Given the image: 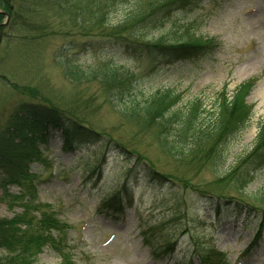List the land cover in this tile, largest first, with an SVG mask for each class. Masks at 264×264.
I'll return each instance as SVG.
<instances>
[{
  "label": "rangeland",
  "instance_id": "1",
  "mask_svg": "<svg viewBox=\"0 0 264 264\" xmlns=\"http://www.w3.org/2000/svg\"><path fill=\"white\" fill-rule=\"evenodd\" d=\"M138 1L143 0H17L9 3L0 0V12L10 15L8 24L0 28V146L4 155L0 157V222L19 211L16 207L8 208L11 201L5 192L8 178L5 159L10 156L5 149L16 145L20 134L15 130L22 123L14 119L15 111H22L26 106L54 108L147 158L158 173L182 181L160 184L145 178L142 172H132L124 183L125 174L132 166H127L129 160L117 155L107 158L102 167L103 175L86 176V169L100 156L101 144L90 145L76 155L60 153L61 137L55 134L56 139L49 142L47 153L53 158H49L52 168L32 165L30 171L38 172L41 179L53 174L51 183L38 186L37 200L50 204L60 214V219L71 226L68 242L75 248L76 264H188V261L198 264L196 244L202 246L206 238L222 246L218 247L227 254L228 264H264V240L259 246L261 255L253 251L254 256L248 254V261L241 255V249L252 241L259 221H244L241 229L242 219L231 214L222 216L223 223L213 228L219 222L205 211V203L194 191L207 189L237 196L239 184L233 180L218 183L223 185L212 182H217L218 176L237 167L247 156L255 155L257 136L264 121V0H229L222 13L210 17L204 16L205 10L175 13L165 28L148 35L149 43L164 38L178 42L189 36L216 37L220 47L197 66L163 68L162 64H153L156 67L152 69L148 65L152 61L151 54L144 47L129 52L118 44H107L112 38L134 40L130 27L117 25L123 22L128 5ZM147 12L148 9L146 22L153 23L150 18L153 15ZM4 22L5 17L0 14V24ZM107 65L132 71L140 80L137 92L145 97L170 89L182 94L178 107L184 109L198 101L203 112L214 110L222 89L226 91L227 101H231L241 84L257 78L247 99L252 106L249 125L228 148L219 149L226 136L224 131L203 140L193 155L175 161L156 146L153 130H139V121L124 120L118 113L121 107L109 102L98 79ZM235 115L236 111L229 118L236 119ZM224 123L226 130L228 122ZM8 128L13 131L8 132ZM218 150L222 161L217 157ZM199 165L203 168L197 170ZM221 187L224 189H218ZM263 188L264 170L257 174L244 194L251 199ZM125 190L132 195L131 208H127L129 217L125 221L101 212L107 194L113 191L122 194ZM9 193L17 195L19 190L10 187ZM121 200L125 204V199ZM159 220H168L164 226L166 231L161 235H173L176 252L171 260L157 263L152 260L150 250L143 247L139 232L141 222L153 224ZM182 231H185L183 236ZM152 237L164 246L158 241L161 238L158 232ZM59 262L49 248H45L37 260V264Z\"/></svg>",
  "mask_w": 264,
  "mask_h": 264
},
{
  "label": "trees",
  "instance_id": "2",
  "mask_svg": "<svg viewBox=\"0 0 264 264\" xmlns=\"http://www.w3.org/2000/svg\"><path fill=\"white\" fill-rule=\"evenodd\" d=\"M1 1L4 3L17 2V0ZM189 1L190 0H143L132 2V5H128V10L124 15L123 22L117 26L130 27V36L134 38V40H138L143 37L142 32L146 31L148 27H154L156 29V27H158L157 25L162 24L171 12L182 8L184 9L185 6L189 5ZM146 9L149 10V12H147L148 15H153L150 17L154 20L153 23L151 21L146 22V19L149 18V16H145ZM10 11L11 9L9 12ZM154 28L153 30H155ZM192 43H186V45L190 46ZM179 46V49L184 53L182 56H187L189 54L194 55L196 53V47H190L185 50L183 45ZM132 74L133 73L124 68L107 65L104 70L100 72L98 79L102 83L104 93L109 102L111 101L113 106L117 104L121 107L118 111L120 117L126 121H139L141 123L139 124V130L141 131L145 128L153 130L157 142L156 146L161 153L175 161L184 160L188 156L193 155L195 150L199 148L202 141L205 139L219 136L224 131H226V136L223 139H229L233 137L238 130L245 127L246 123L245 120H243L242 104L243 98L247 95L246 87L243 88L242 86L239 88L236 92V97L231 101H227L225 98L226 95L220 96L218 102L213 105V111L205 110L203 112L202 110L200 111L202 105L199 106L198 101L191 102L184 109H181L178 107V103L180 102L179 97L170 91L161 90L146 97L143 94H139L136 92V78ZM72 78L74 79L72 80L75 81L77 77ZM53 109H49V111ZM234 111H236L237 114L235 115L236 119L235 117L234 119H230L229 117L231 116L229 115ZM67 114L68 113L64 111L54 109L52 115H55V117L50 120L51 124H57L60 121L63 122L62 119L64 115L68 116ZM206 119H209V122H206ZM15 120L19 123L22 122V124L27 121V119L21 117H17ZM225 121L228 122L226 130ZM8 132H10V128H8ZM39 139H41V137L35 139L34 136L22 140L20 144L14 147L5 149L6 154H8V152L10 154V156L8 155V158L5 159V168L7 169L8 175V178L5 179L6 184L16 183L21 186V183L26 180V167L23 165L33 161L39 154L37 150L38 143H36L37 141L41 142ZM111 141L118 144L120 147L121 144L119 145L118 142ZM26 142L28 144H25ZM222 145L223 143L221 142L219 149ZM17 147L18 149H16ZM121 147L123 149L126 148L123 145H121ZM263 147L264 121L260 125L257 136L255 155H249L246 159L244 158L237 167L231 169L226 174L218 176V181L212 182V184L223 185L218 183H224V181L228 179L233 180L235 184H240L248 180L250 178L249 170L257 166L260 161H263ZM220 155V150H218L217 157L220 158ZM0 157L4 158L2 146H0ZM199 168L201 169L203 166L199 165L197 170ZM252 198L256 203L264 205V188L259 195L253 196ZM19 203L22 206V203ZM43 211L46 212H40L38 210L39 215L36 217L33 215L30 216L29 210L25 209L22 214L15 215L14 219L0 222V250L4 252V255L0 257V264H33L35 256L40 252V248L43 246V242L46 240L53 241L50 235L51 232L54 231L58 235L62 233V229L58 228V224L56 225L55 219L53 218L54 216L48 210ZM53 247H56L54 249L59 251L60 255H63L62 263L70 264L65 257L67 252L63 244L61 245L60 241L59 243L55 241Z\"/></svg>",
  "mask_w": 264,
  "mask_h": 264
},
{
  "label": "bare ground",
  "instance_id": "3",
  "mask_svg": "<svg viewBox=\"0 0 264 264\" xmlns=\"http://www.w3.org/2000/svg\"><path fill=\"white\" fill-rule=\"evenodd\" d=\"M252 66H253V65L249 66V68L252 67Z\"/></svg>",
  "mask_w": 264,
  "mask_h": 264
}]
</instances>
